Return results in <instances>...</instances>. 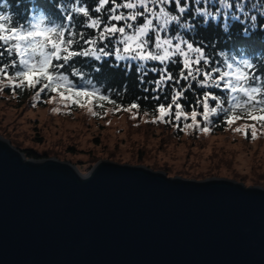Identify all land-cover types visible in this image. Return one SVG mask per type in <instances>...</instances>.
<instances>
[{"label":"water","instance_id":"1","mask_svg":"<svg viewBox=\"0 0 264 264\" xmlns=\"http://www.w3.org/2000/svg\"><path fill=\"white\" fill-rule=\"evenodd\" d=\"M0 264H264V187L0 135Z\"/></svg>","mask_w":264,"mask_h":264},{"label":"snow or ice","instance_id":"2","mask_svg":"<svg viewBox=\"0 0 264 264\" xmlns=\"http://www.w3.org/2000/svg\"><path fill=\"white\" fill-rule=\"evenodd\" d=\"M173 2L175 8L170 11L167 5ZM108 5L111 6L106 7ZM260 8L264 9V3ZM175 11L179 15L173 14ZM62 12L66 14H57V20L51 19L46 11L33 12L19 24L13 23L10 15L0 12V92L7 88L15 95L18 91L35 90L36 100L41 99V94H51L47 102H58L65 108L86 107L97 118L111 105L112 111H127L135 119L141 109L139 97L124 105L118 102L122 101L119 94L102 92L92 79H86L70 63L79 57L101 61L114 56L117 62H126V68L136 64L141 84L149 71L160 73L158 79L150 81L155 84L152 91L157 93L152 96L155 107L150 122L175 128H180L183 122L182 130L209 133L213 118L223 114V121L229 127L241 119L252 121L234 131L246 139L258 138V127H264V79L255 74L254 64L243 55L229 58L221 53L225 56L222 66L217 61V66L211 67L212 60L204 47L194 46V42L182 35L191 32L193 26L181 22L186 12L181 0H98L94 12H106V19L90 15V9L83 5L62 8ZM72 12L83 14L87 18L84 27L96 30V34L86 38L84 32L76 31ZM250 19L256 21L257 17L253 15ZM173 25L179 29L174 35L170 34ZM244 31L247 35L248 29ZM153 61L163 67L147 68L148 62ZM178 62L181 65L178 75H173L169 65ZM70 77H79L80 82ZM181 81H186V85H181ZM193 82L201 89H220L226 95L203 91L193 103L187 104L185 94L195 91ZM166 89L170 91L162 101L161 94ZM113 95L117 98L113 99ZM53 111L58 113L61 108Z\"/></svg>","mask_w":264,"mask_h":264},{"label":"rangeland","instance_id":"3","mask_svg":"<svg viewBox=\"0 0 264 264\" xmlns=\"http://www.w3.org/2000/svg\"><path fill=\"white\" fill-rule=\"evenodd\" d=\"M252 3L204 0L203 5L207 13L222 11L224 17L237 19L261 11ZM227 4L239 7L229 8ZM174 27L170 34L178 31ZM54 108L61 111L54 112ZM132 115L108 109L97 118L86 107L65 108L58 102L30 106L20 104L6 89L0 92V135L14 137L22 150L32 149L44 157H73L81 171L108 159L264 187V127H258V138L253 140L234 131L252 123L246 118L222 132L197 129L196 134L180 130L182 124L176 132L172 125L152 123L153 115L148 113H140L135 119Z\"/></svg>","mask_w":264,"mask_h":264},{"label":"trees","instance_id":"4","mask_svg":"<svg viewBox=\"0 0 264 264\" xmlns=\"http://www.w3.org/2000/svg\"><path fill=\"white\" fill-rule=\"evenodd\" d=\"M252 1V4L256 8H260V5L264 3V0ZM117 2H120V0H117ZM203 2L204 0H201V3L197 2L194 5L191 0L190 3L188 0H181V6L186 7V12L182 15L181 22H187L193 26L191 32L182 33L185 39L194 42V46L204 47L206 54L212 60L211 67H216L217 61H219L222 66L225 56L221 55V53H224L229 58L234 55L239 58L240 55H243L254 64L255 74L264 79V15H261L264 9L260 8L261 11H257L255 15L257 17L256 21H252L250 17L246 18L243 16H238L237 19H230L224 17L222 11L217 15L207 13L206 6L203 5ZM97 4L98 0H0V12L10 15L13 23L19 24L24 22L26 18H29L33 12L46 11V14L49 15L51 19L57 20V14H66V12H62V8H75L83 5L90 9V15L102 16L106 19V12H94ZM40 5H44L45 7L42 8ZM110 6L111 5H108L106 7ZM223 6L225 5L223 4ZM167 7L170 10L174 9V2L167 5ZM197 9L200 11L198 12ZM216 11L220 12L218 10ZM174 14L179 15L178 11H175ZM72 15L74 17L73 23L75 24L76 31L84 32L86 38H91L96 34V30L84 27L87 18H85L83 14L72 12ZM174 28H176V26ZM246 28L248 29L247 35L244 31ZM82 43L81 41V44ZM111 47L112 46L109 45V49H111ZM70 63L71 67L79 69L86 79H92L96 87L101 89L102 92L107 90L108 92L119 94L122 101L118 102H122L124 105L129 104L139 97V103L141 105L140 113L147 112L149 115H153L152 109L155 107V102L152 100V96L157 93L152 91L155 84L150 83V81L158 79L160 75L159 72L149 71L147 75L144 76V83L141 84L139 78L140 74L136 70V64L133 63L131 68H126V62H117L114 56L104 58L101 61H95L93 58L79 57L75 58L74 61ZM153 67L159 69L163 67V65H160L159 62H148L147 68ZM180 67L181 65L179 62L176 65L170 64L169 71L172 72L173 75H178ZM70 78L77 83L80 82L79 77ZM202 78L203 77H201V79ZM186 83V81H181V85H186ZM144 88H148L149 90L145 92L143 90ZM192 88L195 91L190 90L185 94L188 97L187 104L193 103L197 96L202 95L203 91H213L217 95H226V93L220 89H201L196 82L192 83ZM6 90L9 91L10 95L14 96L10 89L6 88ZM169 91L170 89H166L165 92L161 94L162 101L164 97L169 94ZM34 92L35 90L18 91L15 97L20 104L30 106L39 104L45 106L51 94H41V99L36 100ZM144 97H148V99H144ZM116 98L117 96L113 95V99ZM111 108V105H107L104 112L108 109L111 110ZM198 119L202 118L198 117ZM181 124L183 125V122ZM170 127L172 126L170 125ZM170 127L168 126V128ZM210 127L211 131L216 133L226 130L228 125L223 121V114L214 117L213 124L210 125ZM180 130H182V128H180ZM175 131L179 132V128H176ZM188 131L198 134L197 130ZM23 151L28 157H44L32 149Z\"/></svg>","mask_w":264,"mask_h":264}]
</instances>
